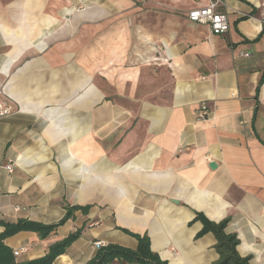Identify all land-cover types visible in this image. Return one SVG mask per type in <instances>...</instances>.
<instances>
[{
  "label": "crops",
  "instance_id": "crops-1",
  "mask_svg": "<svg viewBox=\"0 0 264 264\" xmlns=\"http://www.w3.org/2000/svg\"><path fill=\"white\" fill-rule=\"evenodd\" d=\"M210 1L0 0V235L79 208L5 240L19 264L76 232L53 264L134 235L168 264H216L198 215L264 264V0H219L224 35L189 19Z\"/></svg>",
  "mask_w": 264,
  "mask_h": 264
},
{
  "label": "trees",
  "instance_id": "trees-1",
  "mask_svg": "<svg viewBox=\"0 0 264 264\" xmlns=\"http://www.w3.org/2000/svg\"><path fill=\"white\" fill-rule=\"evenodd\" d=\"M76 210H79V208L75 207L69 209L65 218L60 223L54 225H43L24 220L13 223L2 222L1 224L5 230L0 235V264H19L16 260V254L5 244V240L25 231L34 232L45 240L52 234H55L58 229L73 216ZM196 220H201L204 224V230L201 235L213 232L217 238L218 244L216 249L220 255V259L216 264L250 263V258H241L238 255L236 249L239 241L236 236L227 235L225 233L229 220H225L218 225L209 222L202 215H198ZM80 235L81 232L71 234L63 241L50 246L45 257L23 264H53L59 256L66 253L68 248H70ZM134 237L138 240V247L136 250H130L118 245H107L101 247L88 264H115V262H122L125 264H168L161 259L159 254L152 250L148 235H134Z\"/></svg>",
  "mask_w": 264,
  "mask_h": 264
},
{
  "label": "built area",
  "instance_id": "built-area-1",
  "mask_svg": "<svg viewBox=\"0 0 264 264\" xmlns=\"http://www.w3.org/2000/svg\"><path fill=\"white\" fill-rule=\"evenodd\" d=\"M220 1H210L205 7L194 10L190 13L189 19L191 22L201 25H208L214 34L216 35H224L228 33L230 24L228 15L226 13L218 11ZM244 57H248L249 54L242 55ZM12 114V109L10 107L5 106L0 101V118L9 116ZM207 112H200L199 117L201 119L206 118ZM7 171L12 173L14 170V165H8L6 167ZM103 243H96V247L100 249L104 247Z\"/></svg>",
  "mask_w": 264,
  "mask_h": 264
},
{
  "label": "water",
  "instance_id": "water-1",
  "mask_svg": "<svg viewBox=\"0 0 264 264\" xmlns=\"http://www.w3.org/2000/svg\"><path fill=\"white\" fill-rule=\"evenodd\" d=\"M216 164L215 163H211V165H210V167L212 168V169H214V168H216Z\"/></svg>",
  "mask_w": 264,
  "mask_h": 264
}]
</instances>
